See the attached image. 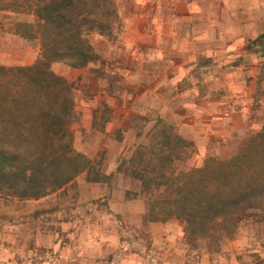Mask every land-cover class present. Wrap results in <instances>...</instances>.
Wrapping results in <instances>:
<instances>
[{
	"label": "rangeland",
	"instance_id": "1",
	"mask_svg": "<svg viewBox=\"0 0 264 264\" xmlns=\"http://www.w3.org/2000/svg\"><path fill=\"white\" fill-rule=\"evenodd\" d=\"M8 16L0 27V65L34 64L40 42L15 33V16ZM33 20L27 13L16 17ZM118 27L104 36L117 38ZM91 40L96 52L102 51V36ZM229 62L218 56L197 61L218 83L206 91L199 87L196 101L184 106L182 99L173 100L159 108L157 94L148 92L135 109L129 107L130 98H118L124 95L122 78L100 54L83 68L54 62L52 70L73 86L74 147L105 177L93 182L82 173L40 199L0 194V264H264V210L216 242L196 239L177 218L153 220V204L138 178L143 171L158 175L164 164L165 172L175 175L210 158L228 159L263 130L264 58L239 68L241 61ZM253 67L258 69L250 75ZM211 94L230 101L229 110L206 101ZM180 138L184 146L177 143Z\"/></svg>",
	"mask_w": 264,
	"mask_h": 264
},
{
	"label": "trees",
	"instance_id": "2",
	"mask_svg": "<svg viewBox=\"0 0 264 264\" xmlns=\"http://www.w3.org/2000/svg\"><path fill=\"white\" fill-rule=\"evenodd\" d=\"M22 13L34 20L16 21ZM8 15L15 16L14 32L40 42L41 52L29 66L0 65V194L40 199L82 173L103 181L74 147L73 86L52 64L83 68L96 61L91 37L110 35L119 25L116 0H0V27ZM161 167L158 175L133 168L150 196L153 220L177 218L196 239L216 242L264 210V128L228 159L210 158L175 175Z\"/></svg>",
	"mask_w": 264,
	"mask_h": 264
},
{
	"label": "crops",
	"instance_id": "3",
	"mask_svg": "<svg viewBox=\"0 0 264 264\" xmlns=\"http://www.w3.org/2000/svg\"><path fill=\"white\" fill-rule=\"evenodd\" d=\"M116 2L120 23L115 30L117 38L111 41L101 35L102 51L97 53L110 60L113 73L122 78L119 83L124 86V95L118 98H130V108L135 109L137 100L148 92L157 94L159 108L169 107L173 100L176 104L182 99L184 106L196 101L194 94L199 87L206 91L218 83L208 79L207 70H200V59L218 56L221 61L238 60L239 68L242 63L264 58V0ZM257 69L253 67L249 74L255 75ZM136 89L135 98L128 95ZM168 93L175 97L167 98ZM205 100L229 110L230 101L225 98L211 94Z\"/></svg>",
	"mask_w": 264,
	"mask_h": 264
}]
</instances>
